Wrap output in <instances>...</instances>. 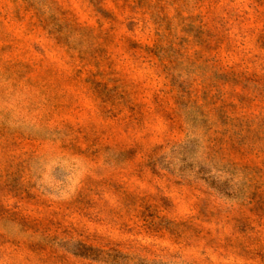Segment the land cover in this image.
<instances>
[{"label":"rangeland","instance_id":"obj_1","mask_svg":"<svg viewBox=\"0 0 264 264\" xmlns=\"http://www.w3.org/2000/svg\"><path fill=\"white\" fill-rule=\"evenodd\" d=\"M0 264H264V0H0Z\"/></svg>","mask_w":264,"mask_h":264}]
</instances>
